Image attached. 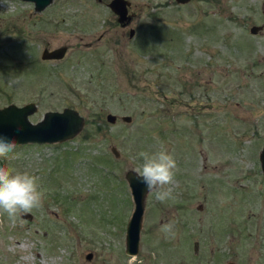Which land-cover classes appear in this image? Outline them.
I'll return each mask as SVG.
<instances>
[{"label": "rangeland", "instance_id": "obj_1", "mask_svg": "<svg viewBox=\"0 0 264 264\" xmlns=\"http://www.w3.org/2000/svg\"><path fill=\"white\" fill-rule=\"evenodd\" d=\"M107 1L36 12L0 0V106L32 101V122L63 106L84 117L69 139L0 158L45 193L29 219L0 211V264H264V25L249 32L264 0H128L125 25ZM59 45L61 58L39 57ZM161 145L178 165L173 198L146 192L129 256L124 172ZM168 222L174 237L160 230Z\"/></svg>", "mask_w": 264, "mask_h": 264}, {"label": "water", "instance_id": "obj_2", "mask_svg": "<svg viewBox=\"0 0 264 264\" xmlns=\"http://www.w3.org/2000/svg\"><path fill=\"white\" fill-rule=\"evenodd\" d=\"M31 1L33 10L38 12L42 10L51 0H25ZM178 3H184L189 0H174ZM106 5L115 14L116 21L128 20L130 14L127 13L129 5L128 0H108ZM262 24L250 25L249 32L254 33L264 25V2L261 6ZM132 34V28L128 29V35ZM66 45H59L48 48L43 47L39 57L41 59H59L63 56ZM36 105L32 101L16 105L12 102L0 106V135L8 137L16 144L23 143H53L60 142L74 136L82 127L84 117L70 106H63L60 110L49 109L42 112L41 117L32 122L28 115L34 112ZM104 118L108 122H113L115 114L106 112ZM122 121H130L127 114L119 115ZM110 151L114 156H118L115 147L110 146ZM258 163L261 173L264 175V135L260 149L258 151ZM124 179L129 189L132 200V208L126 220L124 228V252L129 256H134L137 252L139 228L143 212V201L147 189L141 183L131 169L124 172ZM22 216L29 219V213H22ZM194 247L196 243L194 242ZM91 253L87 252L85 258L89 259ZM224 264H233L232 261H226Z\"/></svg>", "mask_w": 264, "mask_h": 264}, {"label": "clouds", "instance_id": "obj_3", "mask_svg": "<svg viewBox=\"0 0 264 264\" xmlns=\"http://www.w3.org/2000/svg\"><path fill=\"white\" fill-rule=\"evenodd\" d=\"M15 148L14 140L0 135V158H9ZM136 159L138 163L131 170L145 185L147 192L154 193L159 202L172 199L178 169L175 156L161 145L155 151H140ZM44 195L37 175L0 166V211L6 213L13 222L19 214L40 208ZM174 227L175 222H168L160 230L167 237H174Z\"/></svg>", "mask_w": 264, "mask_h": 264}, {"label": "flooded vegetation", "instance_id": "obj_4", "mask_svg": "<svg viewBox=\"0 0 264 264\" xmlns=\"http://www.w3.org/2000/svg\"><path fill=\"white\" fill-rule=\"evenodd\" d=\"M116 21V20H115ZM128 20H123V21H116L118 25H125ZM91 253V252H90ZM91 256V255H90Z\"/></svg>", "mask_w": 264, "mask_h": 264}]
</instances>
